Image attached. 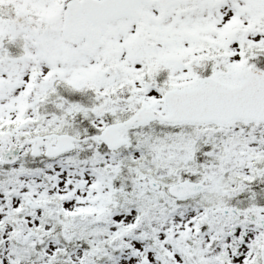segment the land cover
Listing matches in <instances>:
<instances>
[{"label": "snow or ice", "instance_id": "obj_1", "mask_svg": "<svg viewBox=\"0 0 264 264\" xmlns=\"http://www.w3.org/2000/svg\"><path fill=\"white\" fill-rule=\"evenodd\" d=\"M0 264H264V0H0Z\"/></svg>", "mask_w": 264, "mask_h": 264}]
</instances>
